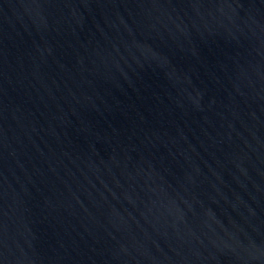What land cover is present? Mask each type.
Listing matches in <instances>:
<instances>
[{
  "label": "water",
  "instance_id": "1",
  "mask_svg": "<svg viewBox=\"0 0 264 264\" xmlns=\"http://www.w3.org/2000/svg\"><path fill=\"white\" fill-rule=\"evenodd\" d=\"M0 264H264V0H0Z\"/></svg>",
  "mask_w": 264,
  "mask_h": 264
}]
</instances>
